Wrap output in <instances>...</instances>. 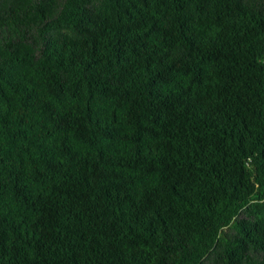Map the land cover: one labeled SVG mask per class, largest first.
<instances>
[{
    "label": "trees",
    "instance_id": "obj_1",
    "mask_svg": "<svg viewBox=\"0 0 264 264\" xmlns=\"http://www.w3.org/2000/svg\"><path fill=\"white\" fill-rule=\"evenodd\" d=\"M0 264H264V0H0Z\"/></svg>",
    "mask_w": 264,
    "mask_h": 264
}]
</instances>
